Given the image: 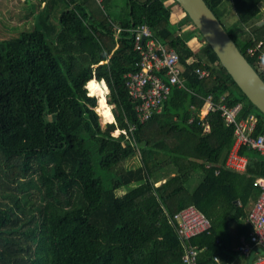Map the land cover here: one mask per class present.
<instances>
[{
  "label": "trees",
  "instance_id": "16d2710c",
  "mask_svg": "<svg viewBox=\"0 0 264 264\" xmlns=\"http://www.w3.org/2000/svg\"><path fill=\"white\" fill-rule=\"evenodd\" d=\"M37 2L43 8L33 10L34 29L0 39V264H182L187 242L173 217L188 207L210 222L207 233L188 240L199 250L197 264L243 261L235 248L252 231L246 218L260 194L264 160L242 147L245 172L225 169L233 127L218 112L202 120L192 101L199 95L240 104L239 119L256 118L254 136L264 131V115L186 15L171 24L178 4L125 0L113 15L115 0ZM205 2L220 22L228 2L237 26L248 31L242 37L225 30L257 70L264 24L253 23L264 0ZM141 25L177 53L184 79V88H173L161 112L144 122L125 85L138 61L129 30ZM186 25L192 31L184 32ZM194 33L198 51L186 43ZM196 68L209 75L198 78ZM259 75L264 81V71ZM100 99L105 128L92 109ZM116 130L123 132L112 136ZM135 157L137 165L128 167ZM120 189L125 193L117 196Z\"/></svg>",
  "mask_w": 264,
  "mask_h": 264
},
{
  "label": "built area",
  "instance_id": "2783aa9c",
  "mask_svg": "<svg viewBox=\"0 0 264 264\" xmlns=\"http://www.w3.org/2000/svg\"><path fill=\"white\" fill-rule=\"evenodd\" d=\"M129 31L132 34L133 50L138 54V61L137 70L125 75V85L129 96L137 102L135 113L138 121L144 122L161 112L173 88H184L183 67L177 53L155 38L147 26L141 25ZM119 32L121 29L116 28V35ZM248 53L252 54L253 50L249 49ZM263 65L264 63H258L259 68ZM261 70L264 71L262 68ZM194 72L198 78H206L209 75L208 70L204 68H196ZM205 103L207 112H218L225 125L233 127V143L223 163L225 169L236 173L245 172L248 161L239 153L242 147L256 151L264 160V131L253 135L256 124L254 116L239 119L241 105L227 106L224 97L216 103L212 102L210 97H206ZM204 131H208L206 124ZM256 184L260 188V194L246 218V222L252 226V231L248 236L240 237L235 252L244 260L253 256L250 264H264V254L260 253L264 252V177L258 178ZM173 219L182 243L187 242L181 257L182 264H197L199 250L190 245L188 240L198 234L207 233L210 228L209 220L194 207L181 210ZM214 261L219 264L217 257H214Z\"/></svg>",
  "mask_w": 264,
  "mask_h": 264
},
{
  "label": "water",
  "instance_id": "95a60500",
  "mask_svg": "<svg viewBox=\"0 0 264 264\" xmlns=\"http://www.w3.org/2000/svg\"><path fill=\"white\" fill-rule=\"evenodd\" d=\"M215 54L218 62L245 95L264 115V81L239 52L222 23L205 0H174Z\"/></svg>",
  "mask_w": 264,
  "mask_h": 264
},
{
  "label": "rangeland",
  "instance_id": "374dc122",
  "mask_svg": "<svg viewBox=\"0 0 264 264\" xmlns=\"http://www.w3.org/2000/svg\"><path fill=\"white\" fill-rule=\"evenodd\" d=\"M227 3L228 2L224 3L227 9H226L225 16L221 18V23L225 27V29L228 31V33L230 34L233 33L234 35H237L239 33L243 37L244 35H246L244 32L247 33L248 30L246 28L237 26L233 10L230 7V5H228ZM39 8L40 7L38 6L37 0H0V39L7 40V39L18 36L22 31L34 29L35 16L32 13H33V10L38 12ZM124 8H125V0H115V5L111 8V11L113 15L121 14ZM262 9H263L262 18L254 22L253 23L254 26H259V25L264 24V6H262ZM22 10H23V14H22ZM34 13L36 14V12ZM113 18H116V17L113 16ZM52 20L54 24L58 23L57 16L55 17V15H53ZM185 32H188V31H185ZM195 36H197L198 38V35H195ZM261 68L264 69V65L260 66V68L259 66H257V70L259 73L262 71ZM88 94H89V91H88ZM105 99L107 102L108 94H106ZM102 105H103V102L100 101L99 106L95 109V105H94L92 109L97 115L100 126L102 128H105L107 124L104 123L105 121L103 120V117H102V111H101ZM109 107H110L111 113H113L112 112L113 106L109 105ZM112 123H114V118L112 120ZM116 131H117V134H114V132H112L111 133L112 136L116 137L121 133L119 130H116ZM137 163L138 161H137V158L135 157L129 160L126 165L128 167H133V166H136ZM124 193H125L124 189H120L116 191L117 196H121ZM148 248L149 247L146 246L144 249L147 250Z\"/></svg>",
  "mask_w": 264,
  "mask_h": 264
},
{
  "label": "crops",
  "instance_id": "0c3cea01",
  "mask_svg": "<svg viewBox=\"0 0 264 264\" xmlns=\"http://www.w3.org/2000/svg\"><path fill=\"white\" fill-rule=\"evenodd\" d=\"M39 7H40L39 9H42L43 8V4H41ZM183 18H184V15H183V13H181L180 10H178L175 7L171 8V13H170V22H171V24L180 25V23L183 20ZM115 24L117 25V23H115ZM180 27H182V30L184 32L185 31H188V32L192 31V27H190L189 25L180 26ZM117 28H119V27L117 26ZM186 43H187V45L190 48L194 49L195 51L199 50V48H200L199 39L194 34H191L189 37H187ZM192 107L193 108H197L200 111V118L202 120H204L206 118L208 112H207V109H206L205 99L203 97H200L199 95L198 96L197 95L194 96V99L192 101ZM206 125L208 126V129H209V125L207 123H206ZM260 253H261V251H260ZM262 254H264V252H262ZM245 261L246 260L243 259V261L240 260L239 263L245 264ZM246 264H249V263L247 262Z\"/></svg>",
  "mask_w": 264,
  "mask_h": 264
},
{
  "label": "bare ground",
  "instance_id": "6f19581e",
  "mask_svg": "<svg viewBox=\"0 0 264 264\" xmlns=\"http://www.w3.org/2000/svg\"><path fill=\"white\" fill-rule=\"evenodd\" d=\"M100 101H102V100H100ZM103 102V101H102ZM103 106V105H102ZM101 109H102V107H101Z\"/></svg>",
  "mask_w": 264,
  "mask_h": 264
}]
</instances>
